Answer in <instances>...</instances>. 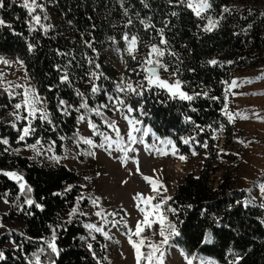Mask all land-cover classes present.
Returning <instances> with one entry per match:
<instances>
[{"label": "trees", "instance_id": "1", "mask_svg": "<svg viewBox=\"0 0 264 264\" xmlns=\"http://www.w3.org/2000/svg\"><path fill=\"white\" fill-rule=\"evenodd\" d=\"M38 2L44 4L48 16L44 20L45 13L37 9L41 23L51 25L47 32L38 25L33 30L31 17L21 6L23 0H4L5 7L0 9V19L5 21L0 26V54L23 62L37 92L46 99L55 125L53 130L51 125L37 120L38 131L27 141L35 142L37 137L45 143L55 141L60 152L66 142L77 145L78 117L84 114L87 121L97 125L98 132L92 138L100 144L104 135L111 132L105 120L114 121L109 118L110 97H121L134 109L142 106L143 114L134 111L131 115L151 130V137L170 139L179 155L201 160V168L188 171L169 195L173 199L168 204L177 213L168 212L167 216L180 233L171 238L173 244L182 247L187 256L208 257L217 264H264V207L245 205L247 192L237 186L241 158L234 139L236 128L223 114L225 104L228 105L227 85L235 74L264 64V0H209L212 7L203 14L206 19L196 17L190 9L178 5L177 0L171 4L169 0ZM225 8L230 11L225 12ZM207 18L219 21L210 32L203 30ZM140 20L155 28L145 30ZM159 29L164 30L168 41L167 46L160 45L165 49L162 59L168 66L167 73L175 72L190 95L201 93L191 102L172 99L158 88L145 91L142 97L121 93L116 88L121 77L133 86L143 81L145 74L138 61L150 45L159 44ZM125 33L139 38L136 60L126 51L127 43L122 39ZM211 60L217 63L212 65ZM121 62L123 70L118 66ZM65 72L69 82L62 83ZM93 85L100 91L92 93ZM84 98L89 109L99 108L102 114L80 108ZM59 100L71 106L67 112L58 107ZM105 104L107 108L102 107ZM8 106V99L0 96V111L5 114L14 109L13 105ZM1 136L8 137L11 146L0 144V169L22 174L33 189L31 198L43 207H28L18 184L0 175V222L11 223L8 230L0 227V252L5 255L0 264H29L34 259L32 254L44 246L41 238H50L53 228L57 229L60 255H49L56 264L108 262L105 236L86 228L84 215L74 216L69 222V212L83 194L79 172L63 164L41 165L29 156L11 151L23 144L16 142L19 132L11 124L0 125V139ZM185 139L189 144L183 143ZM204 143L207 148L201 146ZM78 146L86 147L82 142ZM6 147L10 149L7 152ZM193 150L197 155H192ZM69 186L71 191H66ZM5 199L10 204L8 214L1 209ZM86 205V201L80 203L82 212ZM109 214L111 219L113 215ZM209 233L211 242H205Z\"/></svg>", "mask_w": 264, "mask_h": 264}, {"label": "rangeland", "instance_id": "2", "mask_svg": "<svg viewBox=\"0 0 264 264\" xmlns=\"http://www.w3.org/2000/svg\"><path fill=\"white\" fill-rule=\"evenodd\" d=\"M0 57L11 62L10 65L0 63V72L4 73L6 81L31 85L36 89L32 79L29 78L25 65L17 62L21 61L20 59L3 54H0ZM118 66L120 69H124L122 62ZM159 74L161 78L168 79L169 81L178 79L177 77H173L172 74L161 70ZM262 74H264V64L236 73L231 81L236 80L240 86L232 89L227 95L228 110L233 113H239L240 116L248 117L247 119H242L240 116H237L233 122L236 128L234 136L235 144L240 152L239 158H241L237 169V186L246 190L247 196L245 201L251 200V203L248 205L259 206L264 205V193L261 192V185H264V95H253V93H264V79L256 80V77ZM249 79L253 82L247 83L246 81ZM16 91L20 92L22 89H16ZM0 96H5L8 99V108L21 100L20 96L10 99L8 93L3 88H0ZM110 104L112 107L110 108L111 113H109V118L116 122L120 128L121 135H125L128 131V124L123 118L122 113H127L123 109L120 112L115 111L116 106L112 100H110ZM13 111L14 109L9 113L5 112V114L0 111V125L12 123L14 117L10 113ZM21 113L23 114V109ZM23 124V121L18 122L17 127H23ZM142 127L149 129L144 125ZM110 130L109 136L116 139L115 132L111 128ZM78 135L93 140L92 129L89 128L87 120L79 123ZM1 137L2 139H8L6 136ZM143 139L145 141L144 144L137 143L134 145L138 149V152L130 153V155L136 156L139 160L140 172L143 175L150 177L158 176L163 181L168 189L165 195H170L173 187L186 176L185 174L188 171H198L201 168V160L198 158L182 161L179 159L180 155L178 153L176 156L171 155V145L165 146L161 144L160 141L162 139L151 137V132L143 137ZM241 140L245 143H240L239 141ZM27 143L34 142L27 141ZM47 144L45 143V147H47ZM145 144L156 148H164L169 154L158 155L155 151L146 150ZM9 146H11L10 141ZM84 146L86 147L83 148L71 142H66L61 152L55 147V155L60 157L67 156L66 159L62 158L59 163L49 159L53 153L36 156L33 151L26 150L23 144L12 147V149L20 148V154L33 157L32 160L41 165L63 164L69 169L78 171L80 183L83 186L82 195L85 197L83 201L87 203L83 210V213H86L84 221L86 224L94 223L98 227H103L104 231L108 233V237H105L106 248L108 249V262L102 263L99 261V264H136L135 250L129 243L128 236L130 235L129 229L134 230L137 222L143 219V213L138 210L136 206L138 202L134 200V196L137 193L145 195L153 194L151 186L142 178V175L136 172L135 163L130 160L127 166H123L116 159L122 153L113 150L111 155H109L102 148H90L87 144H84ZM89 151L96 153L95 158L86 154ZM154 170L156 171L154 172ZM86 177L89 179H85ZM124 181L127 182L124 183ZM96 197L100 198L98 206H94L91 202ZM141 206L143 207V205ZM1 209L8 214L10 212V204L4 203L3 200ZM101 210H103V214L107 218V223L101 217L95 215L97 211ZM109 213H114L115 215L109 219ZM0 224H3L2 230H8L11 227L9 220H1ZM158 230L159 225H154L151 229L146 228L143 235L148 237L152 242L158 243L161 240ZM133 239L137 238L133 236ZM142 250L148 251L147 248H143ZM163 250L165 251L164 264H187L183 248L175 243L173 244L172 239H170L169 245L164 246ZM196 257L197 259L193 261V264H217L215 260L208 257Z\"/></svg>", "mask_w": 264, "mask_h": 264}, {"label": "snow or ice", "instance_id": "3", "mask_svg": "<svg viewBox=\"0 0 264 264\" xmlns=\"http://www.w3.org/2000/svg\"><path fill=\"white\" fill-rule=\"evenodd\" d=\"M13 3L16 2V0H12ZM143 2V0H142ZM169 3H172V0H169ZM178 5H184L186 8L190 9L196 17L200 19H206V17L203 15L206 13L211 7V3L209 0H177ZM23 8H25L28 12V15L31 17V20L33 24L31 27L33 30H35V26H39L42 28L45 32L49 30L51 25L45 26L41 23V15L36 14L37 9L40 10V12L45 13V7L44 4L39 3L38 0H23V3L21 5ZM148 5L145 4V7ZM5 7L4 0H0V9ZM225 12L230 11L229 9L225 8ZM125 15H127V10H125ZM173 16H176V12H172ZM44 20L48 19L47 14L45 13L43 16ZM208 19L207 25L204 27V31L210 32L214 28H216L219 24V21H214L210 18ZM150 20V18H149ZM132 23L131 18L128 20V24L130 25ZM140 23L144 25L145 30H148L149 28H155V25L151 24L150 22H146L145 20H140ZM5 25V21L3 19H0V26ZM8 27H11V25H7ZM127 26V25H126ZM157 34L160 37L159 44H152L149 46V50L147 54L142 58V60L138 61V65L140 69L145 74L143 77V81L136 82L135 86H133V83L129 80L126 81L124 77H121V80L119 83H117L116 88L121 93H132L136 96H143L145 91H151L153 88H158L166 91L169 96L172 99H179L181 101H193L196 96L201 95V93H196L195 95H190L188 92L184 91V82H182L180 79H174L172 81H169L168 79H163L159 75V70H163L165 72L169 71L167 64L163 62V57L165 56V49L160 47V45L167 46L168 41L164 38V30L159 29L157 30ZM122 39L127 43L126 51L127 53L132 57L133 60L137 59L136 53L138 51V44L140 43L138 36L132 35L129 36L127 33H125L122 37ZM89 47H91V44H89ZM32 45H29V49L31 50ZM172 55H175V53H171ZM21 65L23 64L22 61H17ZM0 63H3L5 65H10L11 62L7 59H4L3 57H0ZM91 63V61H90ZM210 64L215 65L217 63L216 60L209 61ZM97 68H99V65H96ZM132 71H136L133 69ZM137 75H139V72H136ZM93 76H96L98 78L97 74L93 73ZM172 76L175 77L176 73L173 72ZM264 79V74L261 76L256 77V80ZM61 82H69V76L67 72L64 73V75L61 77ZM247 83H252V80H247ZM236 80L231 81V83L228 85V89L225 92V96L231 92L232 89L239 87ZM0 88H3L4 91L8 93V96L10 99H15L16 96H20L21 100L20 102H17L13 105L14 111L10 113L11 116L14 117V120L11 123V127L13 129H16L19 132V136L17 139V143H23V146L26 150H31L35 153L36 156L45 155L46 153H53L52 156L49 157V159L55 161L56 163H59L62 158L66 159L67 156L60 157L54 154L55 149V141H51L47 144V147H45V141L41 137H37L35 139L34 143H27V140L33 136L36 135L38 129L35 125V122L39 120L41 124L47 123L48 125L52 126V129L55 130V125L53 124V121L51 119V114L47 108V102L44 97H42L35 88H33L31 85L26 84H19L14 83L13 81H6L4 79V73L0 72ZM16 89H22V91L17 92ZM92 93H97L100 91L98 86L93 85L91 88ZM235 94V93H233ZM261 94L264 95V93H253V95ZM81 97L84 96L83 93H79ZM203 95L205 97L208 96L207 92H204ZM113 104L116 106L115 111L120 112L121 109H126L127 114L122 113L123 118L127 121L128 124V131L125 133V135H121L120 128L117 126L115 121L109 122L105 120V124L111 128L115 132L116 139H113L112 136L104 135L103 133H100V135H104V141L100 144H95L91 138H84L79 137V140L77 142V146L79 145V142H82L84 144H87L90 146V148H102L106 152H108L109 155H111L112 151L115 150L117 152L122 153L121 156L116 157L123 166H127L128 162L131 160L133 163L136 164V172L140 175H142V178L151 186L152 193L151 195H145L143 193H137L134 196V200H136L137 208L138 210L143 213V219L141 221H138L135 225V229H129L130 235L128 236V241L132 245L133 249L135 250V256H136V264H164V258H165V251L164 246L170 244V239L175 236H179L180 233L177 231L175 224L169 220L166 213L170 212L173 215L177 213L176 208H172L168 202L171 201L173 198L169 195H165L168 191L167 186L164 185L163 181L158 177H150L145 176L140 172L139 167V160L134 155H130V153H137L138 149L134 147L137 143L144 144L145 141L143 137L147 136L150 129L142 127L143 122L139 119H137L135 116H132L131 113L134 111L140 112L143 114L142 106L140 108L134 109L131 105H128L125 103L124 99L121 97H110ZM212 99H217L215 97H212ZM58 107L61 108L62 111L67 112L68 108L71 107L66 104L64 100H59ZM102 107L107 108L108 105L105 104ZM80 108L87 109L89 111H92L93 113L97 115H101L99 108L95 109H89L87 98H84L82 100V103L80 105ZM80 108L75 109L76 111H80ZM23 109V114L21 113V110ZM223 114L227 117V120L229 123L234 122L237 116H240L239 113H233L228 110L227 104H225V107L223 109ZM242 119H247L246 116H240ZM78 120L80 122H84L86 120V117L84 114H81L78 117ZM23 121V127H17L18 122ZM88 126L90 129L93 130V135H96L98 132L97 125L93 123L90 119H88ZM139 125V126H138ZM220 131H223V125L220 128ZM139 134V135H138ZM126 136V140H125ZM216 137H214L215 139ZM61 140L64 139V137H60ZM189 140L185 139L183 143L189 144ZM240 143L244 144V141H239ZM161 144L167 146L171 145L170 154L173 156L177 155L178 149L173 144L172 140H161ZM0 144L9 145V140L7 138L0 139ZM204 148H207V143H204L201 145ZM247 146V144H245ZM146 150L149 151H155L158 155H168L169 152L166 151L164 148H156L154 146H150L145 144ZM10 149L6 147L4 149L5 152L9 151ZM16 154H19L21 151L20 148L11 149ZM89 156H92L95 158L96 153L94 151H89L86 153ZM192 155H197L195 150H193ZM33 157H29V159H32ZM179 159L182 161H185L187 159L186 156L180 155ZM156 170H154L155 172ZM131 174V173H130ZM0 175H4L8 177L9 179L15 181L18 184L20 194L25 197L24 204H26L28 207H31L35 205L36 208L42 210V205L39 203H36L34 199L31 198V193L33 189L31 186L27 185V182L24 180V176L22 174H19L15 171H6L3 169H0ZM85 179H89L86 177ZM127 181H124L126 183ZM71 187L69 186L66 191H71ZM83 187V186H82ZM250 191V190H248ZM261 192L264 193V185H261ZM59 195V193H57ZM19 199V197H17ZM85 199L83 195L79 196L77 198L76 204L71 208L69 212V222L71 221V218L77 215H86V213H83L80 210V203ZM99 197H96L91 200L92 204L94 206H98ZM4 203H9L7 199L4 200ZM251 203V200L245 201V205ZM143 205V207L141 206ZM264 207V205H261ZM22 208V206H21ZM96 216L101 217L105 223H107V218L103 214V210L97 211L95 213ZM109 215H115L109 214ZM264 223V221H262ZM154 225H159L158 234L161 237V240L156 243L152 242L148 237L144 236L143 233L146 228H153ZM0 227H3V224H0ZM86 228L89 230L95 231L97 233H103L105 237H108V233L104 231L103 227H98L94 223H89L85 225ZM155 234V233H154ZM133 236H135L137 239H133ZM43 245L41 246L37 252L33 253L32 260H29V264H56L55 260L51 258L49 253L53 254L56 257H59L60 255V249L57 246V229H52V234L50 238H41ZM95 239V237H93ZM147 241V243H146ZM205 242H211V234L209 233V236ZM46 246V247H45ZM89 250H92V245H88ZM147 248L148 251L145 252L142 249ZM41 256H45L46 260L42 261ZM93 256L95 258V253L93 252ZM5 255L3 252H0V260H4ZM185 259L187 261V264H193V261L197 259L196 256H187L185 255ZM99 264V261H98Z\"/></svg>", "mask_w": 264, "mask_h": 264}, {"label": "water", "instance_id": "4", "mask_svg": "<svg viewBox=\"0 0 264 264\" xmlns=\"http://www.w3.org/2000/svg\"><path fill=\"white\" fill-rule=\"evenodd\" d=\"M159 73H160V70H159ZM160 75V74H159Z\"/></svg>", "mask_w": 264, "mask_h": 264}, {"label": "bare ground", "instance_id": "5", "mask_svg": "<svg viewBox=\"0 0 264 264\" xmlns=\"http://www.w3.org/2000/svg\"><path fill=\"white\" fill-rule=\"evenodd\" d=\"M209 259H211V258H209Z\"/></svg>", "mask_w": 264, "mask_h": 264}]
</instances>
